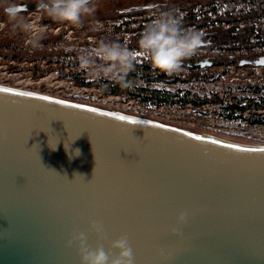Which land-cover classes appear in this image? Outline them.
<instances>
[{"label":"water","instance_id":"water-1","mask_svg":"<svg viewBox=\"0 0 264 264\" xmlns=\"http://www.w3.org/2000/svg\"><path fill=\"white\" fill-rule=\"evenodd\" d=\"M24 5L21 11L36 10ZM238 64L264 66V55ZM0 88L14 90L0 92V264H80L76 242L68 243L80 232L105 251L126 236L134 264H264V153L225 147L264 145ZM25 91L52 101L15 95ZM55 100L152 123L133 125ZM159 124L166 127L153 126ZM180 212L187 222L174 232ZM94 222L102 235L90 229Z\"/></svg>","mask_w":264,"mask_h":264},{"label":"rangeland","instance_id":"rangeland-1","mask_svg":"<svg viewBox=\"0 0 264 264\" xmlns=\"http://www.w3.org/2000/svg\"><path fill=\"white\" fill-rule=\"evenodd\" d=\"M138 0H126L123 1L121 5L117 7L125 8L135 5ZM158 2V0H156ZM162 9L152 10L149 13H137L136 15L125 16L130 20V27H123L121 31L114 30L110 23L114 21H122L123 17H113V12L109 7L96 6V11L93 15L82 18V22L79 25H71L67 22H57L54 21L37 10L24 11L21 12V18L28 23L30 26L31 22L38 24L36 33L40 32L43 36L51 37L53 40L47 43H41L43 46L39 49H34L28 42L30 39V33L23 31L18 27H14L13 23L5 15V12L0 9V21L5 23L3 30H0V64L9 65V69L14 70V72H20L19 79L25 82H30L33 88H37L44 92L59 94L69 97L80 102H85L89 104L112 107L127 111H134L141 113L142 109L133 107L134 104H128V99L120 98L110 100L103 97L99 90L97 84H91L90 86L80 85V80H91L87 72L82 70L79 66V61L77 56L72 57V54L78 55V49L80 48H91L95 46L98 39H110L113 41H122L125 45H130L127 47L129 50L136 51L138 49V37L144 29H140L143 24L150 23L152 19L162 11H169L174 5L180 8L181 4H191L193 1H205V0H161ZM156 2V3H157ZM160 3V2H159ZM158 3V4H159ZM0 5H5V3L0 2ZM113 6V9H117ZM158 8V6H157ZM112 16V17H111ZM152 17V18H150ZM31 28V27H30ZM32 34H34V29L31 28ZM91 37L92 39H89ZM75 49L73 51H64V48ZM213 54L225 53V55L236 54L238 60L242 57L241 51L239 50H228V52L214 51ZM197 54V52H196ZM143 58V56H138ZM13 61V62H12ZM71 61V62H69ZM223 63L215 64L208 68L209 70H216L223 64H238L234 63L229 58H223ZM155 71V70H154ZM192 72L188 71L186 67H182V70L177 73L180 78L188 77ZM31 75V79L26 76ZM74 76H79V79H75ZM35 80V81H34ZM217 79H200V80H188L177 81V83H168L166 81L154 82L152 85L154 87H159L161 89H168L171 91H182V89L189 90L193 97L198 96L200 99L206 97L211 101L217 99V92L222 91L224 87L220 82H216ZM102 80H96L95 82H100ZM141 81L140 83H142ZM181 84V88L178 86ZM184 87V88H183ZM134 88V87H131ZM126 94V93H123ZM129 95V94H127ZM256 94H246L242 90L231 89V94L227 95V101H231V97H239L244 99L249 97L252 99ZM145 114H153L152 111H147ZM228 132V133H226ZM257 131L254 129H247L244 131H230L227 130L224 134L237 137L236 140H242L245 142L258 140V136L255 134ZM240 138V139H239ZM259 141H264V137H261Z\"/></svg>","mask_w":264,"mask_h":264},{"label":"clouds","instance_id":"clouds-1","mask_svg":"<svg viewBox=\"0 0 264 264\" xmlns=\"http://www.w3.org/2000/svg\"><path fill=\"white\" fill-rule=\"evenodd\" d=\"M36 10L42 15L57 21L79 25L82 18L91 16L96 11L94 0H35ZM26 5L10 3L5 9V15L25 32L30 33L29 43L32 48L39 49L43 45L42 33L32 34L31 28L21 18V9ZM203 40V33L194 28H184L178 14L169 10L158 13L145 27L138 40V49L129 50L119 42L100 41L91 48H80L77 59L82 70L87 72L90 79L110 80L121 88H128L132 82L128 74L135 69L138 56H143L153 69L173 75L182 70L183 62L194 56ZM64 48V51H73ZM187 222V213L180 212L176 217V226L172 231L179 232L180 227ZM90 229L102 235L100 223L94 222ZM77 244L80 264H134L132 248L128 238L121 236L111 243L110 250L105 251L103 246L91 247L87 243L83 232L76 234L73 242ZM111 249L116 250L113 255Z\"/></svg>","mask_w":264,"mask_h":264},{"label":"trees","instance_id":"trees-1","mask_svg":"<svg viewBox=\"0 0 264 264\" xmlns=\"http://www.w3.org/2000/svg\"><path fill=\"white\" fill-rule=\"evenodd\" d=\"M179 7H171L170 10L179 15L184 28H189L191 25H196L198 29L204 28L203 40L197 51L206 48L220 52L239 50L241 51V55H238V57L240 56L242 59H256L264 55V0H223L213 1L211 3L181 4ZM121 19L122 21L110 23L114 30L121 31L123 27L130 26L131 21L127 17ZM141 24L143 26L140 29H145L149 23L143 22ZM51 40L53 38L44 36L41 43H47ZM100 41H113V39H98L96 44ZM116 42L130 47V45H125L120 40ZM71 56L78 55L72 54ZM235 56L236 54L232 53L227 56L225 53H212L203 56L195 54L183 62V67H186L192 72L188 77L183 78L176 75L169 76L159 72L153 69L144 57L142 59L137 57L134 71L128 74V79L132 82L128 88H121L118 84L106 79L98 83L83 79V81L80 80V85L90 86L91 84H97L105 94L126 93L130 96H136L143 100H152L157 103L171 102L176 95L178 99L184 102L193 100L199 103L200 98L198 96L193 98L189 97V90H186V94L181 96L178 90L161 89L154 87L152 84L159 81H166L168 83H177L178 80L184 82L188 80L192 81L193 77H196L197 80L209 79L211 75L199 72L203 68L192 66L191 64L198 61H209L213 66L223 63V58H229L234 63H239L240 59L237 60ZM74 78L79 79V76H74ZM141 81L143 82L140 83ZM247 89L254 94H258L260 97V101L255 103L253 102V97L252 99L248 97L253 102H250L249 106L251 108H264V86L247 87Z\"/></svg>","mask_w":264,"mask_h":264},{"label":"built area","instance_id":"built-area-1","mask_svg":"<svg viewBox=\"0 0 264 264\" xmlns=\"http://www.w3.org/2000/svg\"><path fill=\"white\" fill-rule=\"evenodd\" d=\"M30 24V27L34 29L35 34L38 24L35 22H31ZM4 27L5 23L0 21V30H3ZM189 28H194L204 33V28L198 29L196 25H191ZM89 39L92 38L89 37ZM214 51L215 50H209L206 48L197 51V55L203 56L212 54L211 52ZM223 65L224 66H220L216 70H209L208 68L210 67H206L200 69L199 71L200 73H205L206 75L219 73L218 78H216V82H220L224 89L217 92V99L215 101H211L210 99L203 97L200 99L199 103H196L193 100L184 102L178 99V96L176 95L171 102L157 103L152 100H143L139 97L127 94H105L99 86L95 88L96 90H99L103 97L110 100L127 98L128 104H134L133 107L142 109L143 112L138 113L112 107L107 108L179 125L201 133H208L232 139L238 138L224 134V132L227 130L241 132L247 129H254L257 131L255 134L258 136V140H245V142L264 145V141H259L261 137H264V108H251L249 106L250 102L255 103L260 101L259 95H254L253 102L245 96L244 99L232 96V100L227 101V95L231 94L232 88L235 90H242L246 94H254L247 89V87L264 86V66L239 64ZM187 70L189 71V69ZM19 74L21 73L14 72V70L9 69V65L0 64V84L44 92L37 88H33L30 82H25L24 80L19 79ZM31 75L32 74H28L26 76L31 79ZM173 75L179 76L177 73ZM193 79L197 80L196 77H193ZM178 86L180 88L182 87L181 84H178ZM178 92L181 96L186 94L185 89ZM44 93L65 97L49 92ZM189 97L193 98V94H189ZM147 111H152L154 115L145 114ZM255 114L257 115V118L254 120L253 115Z\"/></svg>","mask_w":264,"mask_h":264},{"label":"snow or ice","instance_id":"snow-or-ice-1","mask_svg":"<svg viewBox=\"0 0 264 264\" xmlns=\"http://www.w3.org/2000/svg\"><path fill=\"white\" fill-rule=\"evenodd\" d=\"M0 92L12 93V92H14V90L11 88H0ZM15 95L24 96V97H34L36 99H40V100H44V101H52V97L39 95L36 92H32V91L15 92ZM54 103L59 104V105H63V106L68 107V108L82 109V110H86V111L92 112V113H99L102 116L114 117L118 121L129 122L133 125L141 124V123H144V124H151L152 123L151 121H138V120H135L131 116L120 115L116 112H101L97 108H91V107H88V106L82 105V104H69L68 101H66V100H55ZM153 126L159 127V128L166 127L163 124L153 125ZM175 131H180V130L175 129ZM184 135L188 136L190 138H193L195 140H198V141L204 139L201 136H195L192 132H185ZM211 142L214 144H220L221 143L220 141H216V140H213ZM225 147L237 149L238 151H243V152H262V153H264V148H241L239 145H235V144H228V145H225Z\"/></svg>","mask_w":264,"mask_h":264},{"label":"flooded vegetation","instance_id":"flooded-vegetation-1","mask_svg":"<svg viewBox=\"0 0 264 264\" xmlns=\"http://www.w3.org/2000/svg\"><path fill=\"white\" fill-rule=\"evenodd\" d=\"M123 1H126V0H94V3L98 6L109 7L113 11V12H110V13H112V16L119 18V17L136 15L137 13H142V12L143 13H146V12L149 13L152 10H156V11L161 10L162 9V5H161L162 3L161 2H163L161 0H158V2L156 0H138L137 2H135L136 3L135 5H132L129 7H125V8L117 7L118 5H121ZM132 1L134 2V0H132ZM165 1H167V0H165ZM213 1H223V0L193 1L192 4H194V3H211ZM0 2L5 3V5H0V9H2L4 11V9L10 3L24 5V4L35 3V0H0ZM113 6H116L117 9H113ZM157 6H158V8H157ZM172 7L177 8V6L175 7L174 5ZM24 11L25 10H22L21 12H24ZM237 60H238V58H237Z\"/></svg>","mask_w":264,"mask_h":264}]
</instances>
